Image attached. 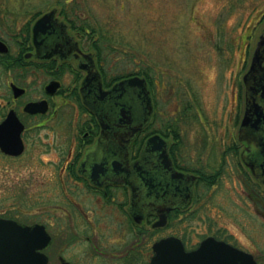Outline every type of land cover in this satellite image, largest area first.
<instances>
[{
    "label": "rangeland",
    "instance_id": "374dc122",
    "mask_svg": "<svg viewBox=\"0 0 264 264\" xmlns=\"http://www.w3.org/2000/svg\"><path fill=\"white\" fill-rule=\"evenodd\" d=\"M2 2L11 4L7 6V18L14 15L24 18L28 11L57 4L56 0H0ZM75 2L80 15H86L97 29L90 33L72 27V31L80 37L85 48L94 49L98 42L104 45L101 49L105 55L103 62L113 77L141 68L150 71L152 80L154 76V90L161 103H158L161 113L156 114L157 125L162 124L164 114L181 101V94H186L188 87L185 83L189 81L191 85L188 88L198 91V106L203 119L195 118L182 124V145L192 155L200 153L206 156L210 151H215L218 157L225 147L224 143H216L218 136L222 137L226 129L223 130L222 121L226 122L232 110L234 114L239 109L242 113V73L249 64L258 34L264 30V0ZM17 3L18 6L13 5ZM99 31H103V34L100 35ZM234 78L236 99L233 100L231 82ZM60 114L64 115L65 121L48 118L42 127L43 150L37 152L38 148L29 147L19 158H8L0 153V214L16 217L23 222H45L48 230L53 231L50 242L44 248L49 255L46 264H60L59 254L70 259L80 258L78 264H95L92 261L93 256H96L94 247L89 239H85L84 232L77 234L80 242L70 241L74 227H82L78 219L80 223L91 222L92 213L94 221L96 215L93 212L98 208V202L93 195L86 197L81 192L75 198L68 193L70 185L79 182L68 171L62 175L57 163L63 160L59 161L65 155V149L69 148L78 118L75 119V125L68 124L72 115L70 105ZM150 127H153L152 124L146 125L140 135L148 133ZM240 141L236 138L239 147L243 143ZM229 170V173L227 170L220 172L214 184L204 186L200 199L190 202L186 213H175L170 225L152 226L151 218H147L138 224L139 233L128 234L126 229L131 224L124 215V230L119 234L122 236L119 248L123 249L119 254H111L113 243L102 241V253L97 255L100 263L148 264L152 239L172 232L180 234L186 246L195 244L207 233H214L251 250L259 264H264V187L254 181L252 176L249 178L238 156L235 157V166L233 164ZM56 175L63 177L65 184L62 182L61 192L59 190L58 194H53L50 188L52 177ZM240 177H245V184L240 182ZM248 189L251 194L247 193ZM253 190L259 192L260 196L254 194ZM62 191L71 198V201L68 199L70 203L78 199L88 210L86 217L74 219V223L77 222L75 225L72 205L64 203ZM96 227L97 231L106 228L104 223ZM111 229L106 228L108 232ZM132 241L134 245L142 246L133 263L127 260L129 258H124L127 253H131ZM128 247L131 248L126 252ZM117 255L125 260L115 261Z\"/></svg>",
    "mask_w": 264,
    "mask_h": 264
},
{
    "label": "flooded vegetation",
    "instance_id": "af4514ba",
    "mask_svg": "<svg viewBox=\"0 0 264 264\" xmlns=\"http://www.w3.org/2000/svg\"><path fill=\"white\" fill-rule=\"evenodd\" d=\"M9 5L11 4L7 2L0 3V124L7 118V123L4 125V131H7V133L4 132V136L7 137V150L0 145V153L7 155L8 158H19L29 147L38 148L37 152L43 150L44 137L42 127L44 123L48 118H52L53 120L57 119L58 122H60V119L65 121L64 115L60 113L61 111H65L66 106L70 105L72 115L69 120L70 123L67 122L70 126H73V124L75 125V119L78 118L76 124L77 129L75 134L71 136L69 148L65 149V155L61 157L59 161L63 160L57 163V166L60 173H63L62 175H64V171H68V173L73 174L76 178L75 180L79 182V184L70 185L68 193L75 198L81 192H83V195L86 197H91L93 195L97 199L99 208H97L98 214L95 213L97 209L93 212L96 215L94 221H92V213L90 216L91 222L85 221L80 223L78 219V224H81L82 227H74L75 231L72 232L73 238L70 241L80 242L77 239L79 238L77 234L79 235L82 234L81 232H84L83 235L85 239L90 240L88 241L91 246L94 247V255L96 254V256H93L92 261L95 262V264H101L97 255L102 253V241L105 243H113L111 254H119L123 249V247L119 248V242L122 238L119 234L124 230V215L128 217L131 224V226L126 229L128 234L134 235L135 233H139L138 224L147 218H151L152 226L161 225L153 223L158 217L157 209H161L159 203L150 202L148 206L138 205L134 200V195H132V187L127 180L124 181L105 176L95 181L79 168L80 166L89 168L87 163L83 162L82 159H84V156H86L85 153L88 152V149H90L91 145L101 133V125L97 115L83 99L80 90L82 78L88 70L91 71L93 68L99 70L104 87L110 86L118 77L108 83V75L104 70L106 66L99 58L97 48L94 47V49H92L83 46L80 37L72 31L73 28L70 21L60 13L58 3L52 4L45 9H38L32 12L28 11L24 18L16 15H14L15 17L7 18V6L9 7ZM13 5L18 6V3ZM54 5L56 9L52 21L58 22L59 20H64L67 32H59V27H57L55 23L54 28L50 30L51 32L45 35L44 38L39 40L34 39L33 25L36 18ZM23 6L25 7L26 5ZM23 13H25V11H23ZM75 39L77 40L79 48L76 46ZM250 61L244 72L248 69ZM234 67L233 65V74L235 71ZM132 73L145 75L153 107L148 121L130 137L131 139L128 145L129 161L140 158L142 147L147 136L158 132L165 140V147L171 160L169 164L170 166L172 164L174 168L172 169L176 171L178 175L173 176L170 171H165L166 168H163L161 164L162 156L159 155L158 148L154 147L152 152L148 155L147 160H149L154 167L160 165L161 172L159 173V178L163 176L164 171L165 179L162 181V186L154 185L149 187V199L157 201L155 196L158 192L160 196L159 200H164V204L166 202L171 203L169 201L171 198L183 200V194L188 191L187 186L190 185V197L187 202L184 204L175 203L170 205L166 210V218L162 225H170L171 218L175 213H186V209L190 202L199 200L201 190H203L204 186L214 184L218 180L217 178L220 177V172H225V170H227L229 173L231 166H233V164L235 166L236 156L240 158L247 169L246 172L249 178L252 176L254 181L264 187V180L259 179L253 173L251 166L244 160L241 154L243 147L248 144L246 138H240L238 135L240 120L245 109L246 85L243 79V73L242 81L244 83V92L242 113L240 114V109L235 114L232 110V113L229 112V115L226 117V122L224 123V120L222 121L223 130L226 128L224 130L226 131V138L223 137V131L222 137L218 136L216 139V143H224L225 146L218 157L215 155V151L212 152L210 150L206 156L200 153H197L195 156L188 153L184 149V145H182L184 142L183 130L181 129L182 124L191 122L195 120V118H199L200 120L203 119L200 107L198 106V91L194 88H188L191 85L188 83V80L187 83H185L188 85L185 90L186 94H181L179 99L181 101L177 103L174 109H170L168 113L164 114L165 117L162 124L159 123V125H157L156 114L161 113V110L158 111L160 99L157 98L154 90L153 83L156 84L154 76L152 80V76L149 74L150 71L148 75L140 72ZM231 83L232 98L234 100L236 99L235 78ZM148 124H150V126L152 124L153 127H150L149 132H146L147 134L144 133L141 136L140 134ZM236 138L243 142L240 147L238 143H236ZM206 148H208V146H206ZM105 150L106 148L101 146L100 152L95 154V158H99L97 160L104 159L102 154ZM89 158L91 160L93 159L92 156ZM96 165L98 164L93 165V167ZM189 173L193 174V176ZM52 179L53 183L51 184L50 192L58 194L59 190L61 192V186L65 184V180L59 175L53 176ZM248 181L250 182V180ZM240 182L245 184V177H240ZM250 192V189H248L247 193L249 194ZM61 197L65 199L63 200L65 204L72 205L71 213L74 225L77 224V222L74 223L76 217H86L88 210L78 199L70 203L69 200L71 201V198H68L66 194L63 193ZM39 222L45 225L47 231L50 233L51 240L53 231L50 232L48 230L45 222ZM100 223H104L106 228L111 227V231L108 232L106 228L104 230L102 229L103 231H97L96 229L98 228L96 225ZM114 232H116L115 235H110ZM171 233L172 232L160 234L152 239L147 259L148 264L151 255L155 252L152 246L153 241L160 236ZM91 234H95V236H91ZM178 235L181 236L180 234ZM181 238L185 244V239L182 236ZM198 242L191 246H186L185 244V246L187 248L194 247ZM131 245V253H127L124 258H129L127 260L133 263L134 259H137L139 254L138 251L141 250L142 246L137 244L134 245V241L131 242ZM130 248L131 247L126 248L125 251L127 252ZM89 251H91V248H89ZM74 258L70 259L59 254L60 264H65L67 262L78 264L80 258ZM124 258L117 255L114 257V260H121L122 262L125 260Z\"/></svg>",
    "mask_w": 264,
    "mask_h": 264
},
{
    "label": "water",
    "instance_id": "95a60500",
    "mask_svg": "<svg viewBox=\"0 0 264 264\" xmlns=\"http://www.w3.org/2000/svg\"><path fill=\"white\" fill-rule=\"evenodd\" d=\"M55 9L54 5L36 18L33 25L34 39L44 38L55 25L59 27V32H67L64 20L52 21ZM76 46L79 48L78 44ZM243 79L246 85L245 109L238 135L246 138L248 144L243 147L241 154L253 173L264 180V31L259 33ZM80 90L84 101L97 115L101 125L100 135L82 159L89 168L80 166V170L95 181L105 176L127 180L138 205L159 203L161 209H157L158 217L153 223L162 224L170 205L187 202L190 185L183 194V200L171 198V203L164 204V200H159L158 192L155 196L157 201L149 199V187L162 186L165 179L164 171L159 178L160 165L154 167L147 160L154 147L158 148L159 155L162 156L161 164L166 168L165 171H170L173 176L178 175L172 164H169L171 160L165 140L158 132L147 136L140 158L129 161L130 137L148 121L153 107L145 75H124L110 86L104 87L99 70L93 68L83 76ZM6 123L7 118L0 124V145L7 150V137L4 136V132L7 133L4 131ZM101 146L106 148L102 154L104 159L97 160L99 158L96 159L95 154L100 152ZM91 156L92 160L89 158ZM95 164L98 165L93 167ZM49 239L50 233L41 222L22 223L16 218L0 215V264H45L48 255L42 247ZM152 246L155 252L151 255L149 264H258L253 252L213 234L205 235L191 248H186L182 238L174 233L155 239Z\"/></svg>",
    "mask_w": 264,
    "mask_h": 264
},
{
    "label": "trees",
    "instance_id": "16d2710c",
    "mask_svg": "<svg viewBox=\"0 0 264 264\" xmlns=\"http://www.w3.org/2000/svg\"><path fill=\"white\" fill-rule=\"evenodd\" d=\"M56 2L59 4L60 13L63 14L67 20L70 21V24L72 25V27L78 28V29L83 30L85 32L90 31V33L92 32V30L97 29L95 24L90 23V21L86 17V15H84V16L80 15V13L78 12V4L75 2V0H56ZM262 13H264V11H262ZM99 33H100V35H102L103 31H99ZM96 42H97V40H96ZM95 47L97 48L99 58L103 61L105 58V55H103V53H101V49L104 48V45L102 46V44L100 42H98V44L96 43ZM109 49H111V48H109ZM104 70H105V73H107V75H108V78H107L108 83H109L111 78L120 77L124 74H129L132 72L145 73L146 75L148 74V71L146 69L141 68V69H137V70L127 72V73H118L113 77L110 74V71L107 67H106V69L104 67ZM109 75H111L110 78H109ZM260 192H261V190H260ZM253 193L260 196L259 192H256L253 190Z\"/></svg>",
    "mask_w": 264,
    "mask_h": 264
}]
</instances>
